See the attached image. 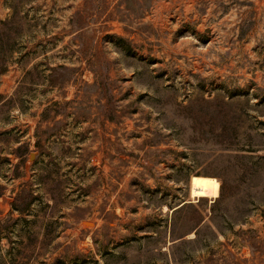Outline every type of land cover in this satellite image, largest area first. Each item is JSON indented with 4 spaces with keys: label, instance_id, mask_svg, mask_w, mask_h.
Masks as SVG:
<instances>
[{
    "label": "rangeland",
    "instance_id": "obj_1",
    "mask_svg": "<svg viewBox=\"0 0 264 264\" xmlns=\"http://www.w3.org/2000/svg\"><path fill=\"white\" fill-rule=\"evenodd\" d=\"M1 68L0 264H264V0H0Z\"/></svg>",
    "mask_w": 264,
    "mask_h": 264
},
{
    "label": "bare ground",
    "instance_id": "obj_2",
    "mask_svg": "<svg viewBox=\"0 0 264 264\" xmlns=\"http://www.w3.org/2000/svg\"><path fill=\"white\" fill-rule=\"evenodd\" d=\"M190 197L195 200L197 197L216 198L219 196L220 182L213 176L205 174H193L189 179Z\"/></svg>",
    "mask_w": 264,
    "mask_h": 264
},
{
    "label": "trees",
    "instance_id": "obj_3",
    "mask_svg": "<svg viewBox=\"0 0 264 264\" xmlns=\"http://www.w3.org/2000/svg\"><path fill=\"white\" fill-rule=\"evenodd\" d=\"M73 28H74V31L87 29L88 28V24L87 23H78ZM4 71H5L4 68L0 69V73H3ZM220 195H221V190H219V196Z\"/></svg>",
    "mask_w": 264,
    "mask_h": 264
},
{
    "label": "water",
    "instance_id": "obj_4",
    "mask_svg": "<svg viewBox=\"0 0 264 264\" xmlns=\"http://www.w3.org/2000/svg\"><path fill=\"white\" fill-rule=\"evenodd\" d=\"M32 158H33V153H31V154L29 155V159H32ZM190 178H191V177H190ZM186 202H187V201H186ZM84 225H85V226H90L91 223H90V222H85Z\"/></svg>",
    "mask_w": 264,
    "mask_h": 264
}]
</instances>
